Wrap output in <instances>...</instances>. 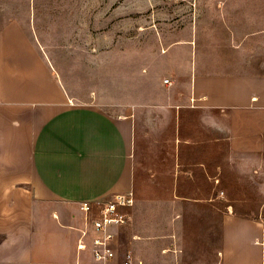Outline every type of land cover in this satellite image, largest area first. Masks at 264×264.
<instances>
[{"label":"crops","instance_id":"crops-1","mask_svg":"<svg viewBox=\"0 0 264 264\" xmlns=\"http://www.w3.org/2000/svg\"><path fill=\"white\" fill-rule=\"evenodd\" d=\"M247 4L236 43L247 59L190 63L168 97L137 76L111 99L75 100L33 37L31 10L28 24L4 17L0 264H98L92 234L77 249L80 206L129 193L128 223L109 229L111 264L127 253L132 264H264L263 220L220 195L226 157L264 155V0Z\"/></svg>","mask_w":264,"mask_h":264},{"label":"rangeland","instance_id":"rangeland-1","mask_svg":"<svg viewBox=\"0 0 264 264\" xmlns=\"http://www.w3.org/2000/svg\"><path fill=\"white\" fill-rule=\"evenodd\" d=\"M242 5L247 0H0V22L26 16L28 24L31 10L33 37L75 100L111 99L137 76L168 97L184 87L190 63L247 59V46H236L251 16L239 13ZM224 177L226 205L264 222V155L226 157Z\"/></svg>","mask_w":264,"mask_h":264},{"label":"built area","instance_id":"built-area-1","mask_svg":"<svg viewBox=\"0 0 264 264\" xmlns=\"http://www.w3.org/2000/svg\"><path fill=\"white\" fill-rule=\"evenodd\" d=\"M164 84H169L168 80ZM134 205L133 195H115L106 202L83 203L80 211L85 216L86 226L79 231L80 239L77 249L85 248V239L91 236V252L94 261L98 264H111L114 259V251L111 243L114 235L109 232L110 227H120L128 223L127 214L124 210L132 208ZM96 210L97 216L89 220V214ZM124 264H132L131 255L127 253Z\"/></svg>","mask_w":264,"mask_h":264}]
</instances>
